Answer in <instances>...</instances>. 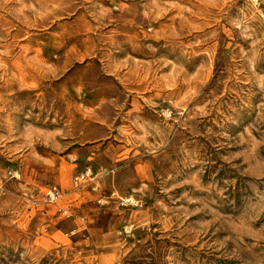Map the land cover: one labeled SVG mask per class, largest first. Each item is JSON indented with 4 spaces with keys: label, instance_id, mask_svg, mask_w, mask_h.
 Segmentation results:
<instances>
[{
    "label": "rangeland",
    "instance_id": "374dc122",
    "mask_svg": "<svg viewBox=\"0 0 264 264\" xmlns=\"http://www.w3.org/2000/svg\"><path fill=\"white\" fill-rule=\"evenodd\" d=\"M0 264H264V0H0Z\"/></svg>",
    "mask_w": 264,
    "mask_h": 264
},
{
    "label": "built area",
    "instance_id": "2783aa9c",
    "mask_svg": "<svg viewBox=\"0 0 264 264\" xmlns=\"http://www.w3.org/2000/svg\"><path fill=\"white\" fill-rule=\"evenodd\" d=\"M85 175H82V177ZM51 197H55L56 195H58V191L56 188H54L51 192H50ZM55 195V196H54Z\"/></svg>",
    "mask_w": 264,
    "mask_h": 264
}]
</instances>
